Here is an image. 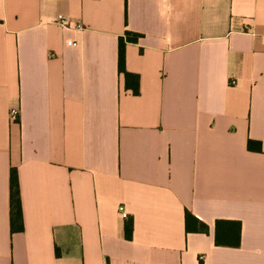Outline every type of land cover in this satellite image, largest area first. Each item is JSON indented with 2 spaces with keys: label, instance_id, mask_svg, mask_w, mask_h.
<instances>
[{
  "label": "crops",
  "instance_id": "crops-1",
  "mask_svg": "<svg viewBox=\"0 0 264 264\" xmlns=\"http://www.w3.org/2000/svg\"><path fill=\"white\" fill-rule=\"evenodd\" d=\"M0 264H264V0H0Z\"/></svg>",
  "mask_w": 264,
  "mask_h": 264
},
{
  "label": "trees",
  "instance_id": "trees-1",
  "mask_svg": "<svg viewBox=\"0 0 264 264\" xmlns=\"http://www.w3.org/2000/svg\"><path fill=\"white\" fill-rule=\"evenodd\" d=\"M142 35L131 31L126 33L119 39L118 51V67L120 73L124 74L126 79V87L135 95L140 93V78L139 75L130 73L126 67V49L128 44L138 43ZM255 145H258L255 148ZM260 144L258 142H249V149L259 150ZM10 223L12 232H21L24 230L23 224V209L20 194V183L18 171L11 170L10 174ZM186 228L188 232L206 233L208 227L201 223L191 213L186 214ZM133 222L126 225V238L132 239ZM242 239V223L240 221L232 220H217L215 225V243L217 246L239 247Z\"/></svg>",
  "mask_w": 264,
  "mask_h": 264
},
{
  "label": "built area",
  "instance_id": "built-area-1",
  "mask_svg": "<svg viewBox=\"0 0 264 264\" xmlns=\"http://www.w3.org/2000/svg\"><path fill=\"white\" fill-rule=\"evenodd\" d=\"M59 23L61 25H63L64 27L71 28V27L74 26V28L77 29V30L83 29V25H81L80 23L74 24V23H72L70 21H67L65 19L59 20ZM10 118L14 122H16L18 120V110L17 109L11 111ZM118 211H119V214L122 216V218L127 219L129 217V214H128L127 210H126L125 205H123V204L120 205L118 207ZM202 259H203V257L201 256L200 260H202Z\"/></svg>",
  "mask_w": 264,
  "mask_h": 264
}]
</instances>
